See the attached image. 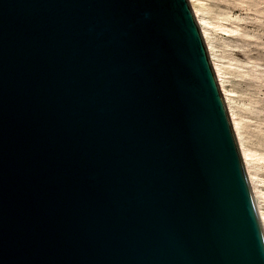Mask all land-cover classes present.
<instances>
[{
  "label": "water",
  "instance_id": "1",
  "mask_svg": "<svg viewBox=\"0 0 264 264\" xmlns=\"http://www.w3.org/2000/svg\"><path fill=\"white\" fill-rule=\"evenodd\" d=\"M0 264H264L188 0H0Z\"/></svg>",
  "mask_w": 264,
  "mask_h": 264
},
{
  "label": "rangeland",
  "instance_id": "2",
  "mask_svg": "<svg viewBox=\"0 0 264 264\" xmlns=\"http://www.w3.org/2000/svg\"><path fill=\"white\" fill-rule=\"evenodd\" d=\"M198 2L264 211V0Z\"/></svg>",
  "mask_w": 264,
  "mask_h": 264
},
{
  "label": "bare ground",
  "instance_id": "3",
  "mask_svg": "<svg viewBox=\"0 0 264 264\" xmlns=\"http://www.w3.org/2000/svg\"><path fill=\"white\" fill-rule=\"evenodd\" d=\"M189 5L191 7V10L193 12V15L197 21V24L199 26L201 35L203 37L206 49H207V53L215 74V78L217 81V84L219 86L221 95L223 97V101L225 104V107L227 109L228 115H229V119L231 121V125L234 131V135L236 137L237 140V144L239 147V151L241 153V157L246 169V173H247V177L249 180V183L251 185V189H252V193H253V197L255 200V204L259 213V218L261 220V224L263 227V231H264V211L261 210L260 208V194L256 191L255 188V183L253 180V176L251 174V171L249 169V164H250V160H251V153L250 151L244 146L243 141L241 139V134H240V127H239V123L238 121L235 119V116L233 114L232 111V106H231V99H230V94H229V90L226 89L225 87V79L223 76V72L221 71V68L218 66L216 59L214 57L213 51H212V47H211V41L209 38V34L207 32V26L205 21L203 20V17L201 15V9L199 8V2L198 0H188ZM237 9V8H236Z\"/></svg>",
  "mask_w": 264,
  "mask_h": 264
}]
</instances>
